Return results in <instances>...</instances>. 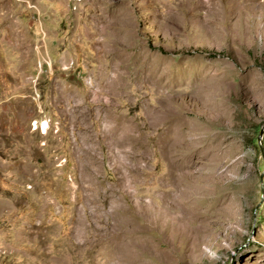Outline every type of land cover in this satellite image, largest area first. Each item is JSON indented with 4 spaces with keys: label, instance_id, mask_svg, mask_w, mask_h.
<instances>
[{
    "label": "rangeland",
    "instance_id": "1",
    "mask_svg": "<svg viewBox=\"0 0 264 264\" xmlns=\"http://www.w3.org/2000/svg\"><path fill=\"white\" fill-rule=\"evenodd\" d=\"M0 264H264V0H0Z\"/></svg>",
    "mask_w": 264,
    "mask_h": 264
},
{
    "label": "bare ground",
    "instance_id": "2",
    "mask_svg": "<svg viewBox=\"0 0 264 264\" xmlns=\"http://www.w3.org/2000/svg\"><path fill=\"white\" fill-rule=\"evenodd\" d=\"M170 110V109H169ZM169 110H165L163 112V114H159L157 115L156 112L151 113L149 115L150 120L152 121L153 125H162L164 126L166 129V132L164 133L163 139L166 141V143H171L174 139H176L175 136V131L173 132L172 130L177 131V129H180V123L179 121H174L175 120V116L174 113L169 112ZM173 114V115H172ZM177 119V118H176ZM112 123V122H111ZM124 125V124H123ZM132 127V126H131ZM47 129V124L43 123L42 124V132L43 134H45V130ZM129 131V130H128ZM127 132V131H126ZM126 132H124L126 134ZM123 133V132H122ZM128 133V132H127ZM177 133V132H176ZM178 135V134H177ZM128 136V135H127ZM180 137V136H179ZM126 138V137H125ZM128 138V137H127ZM139 138V136H138ZM176 141V140H174ZM138 144H140V142H137ZM131 147V146H130ZM122 148V147H121ZM138 149V148H137Z\"/></svg>",
    "mask_w": 264,
    "mask_h": 264
}]
</instances>
